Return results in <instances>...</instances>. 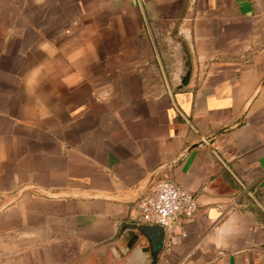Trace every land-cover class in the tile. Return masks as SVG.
<instances>
[{"label": "crops", "instance_id": "obj_1", "mask_svg": "<svg viewBox=\"0 0 264 264\" xmlns=\"http://www.w3.org/2000/svg\"><path fill=\"white\" fill-rule=\"evenodd\" d=\"M167 176L158 264H264V0H0V264L145 262L106 246Z\"/></svg>", "mask_w": 264, "mask_h": 264}, {"label": "built area", "instance_id": "obj_2", "mask_svg": "<svg viewBox=\"0 0 264 264\" xmlns=\"http://www.w3.org/2000/svg\"><path fill=\"white\" fill-rule=\"evenodd\" d=\"M199 209L198 197L167 176L150 185L137 204L131 224L162 227L166 230L168 241L177 235L182 223L196 219ZM182 237L187 235L182 234ZM167 241L165 250L170 249Z\"/></svg>", "mask_w": 264, "mask_h": 264}, {"label": "water", "instance_id": "obj_3", "mask_svg": "<svg viewBox=\"0 0 264 264\" xmlns=\"http://www.w3.org/2000/svg\"><path fill=\"white\" fill-rule=\"evenodd\" d=\"M190 78L191 73H187L183 80L182 87L188 85ZM202 145H204V142H200L191 147L179 163L194 149ZM166 241L167 233L162 227L126 224L123 226L118 238L106 247L110 248V252L117 261L124 260L125 258L133 260L138 252L141 251L144 253L146 261L143 263L133 262L132 264H158L165 250ZM142 243H144V246L140 248Z\"/></svg>", "mask_w": 264, "mask_h": 264}]
</instances>
